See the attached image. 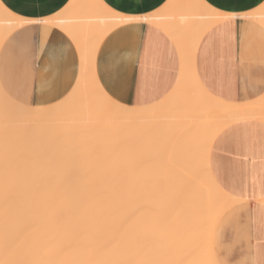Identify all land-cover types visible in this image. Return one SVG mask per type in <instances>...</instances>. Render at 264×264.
<instances>
[{"label": "bare ground", "instance_id": "1", "mask_svg": "<svg viewBox=\"0 0 264 264\" xmlns=\"http://www.w3.org/2000/svg\"><path fill=\"white\" fill-rule=\"evenodd\" d=\"M172 1L165 11L139 17L117 12L102 0H72L62 15L45 21L65 30L79 49L81 72L74 89L55 104L31 106L40 109L31 113L20 111L0 84V264H180L181 256V264H191L202 237L212 238L225 208L241 201L215 182L208 155L214 138L229 123L264 119V96L230 103L203 87L194 68L196 48L203 34L223 18L209 11L204 0ZM128 17L158 24L178 46L182 70L168 98L172 104L164 107L187 100L201 110L128 106L103 89L96 76L98 49L113 28L130 22ZM24 21L32 20L0 1V45ZM150 145L154 148L148 153ZM156 146L162 148L160 154L153 152ZM198 152L206 155L203 166L201 156L199 162L197 155L189 157ZM155 154L162 161L155 160ZM192 162L196 168L190 167ZM175 203H180L178 209ZM122 212H129V220H122ZM156 239L163 241L156 247L160 251L164 242L170 246L166 255L161 251L162 260L152 245ZM143 248L151 250L145 253Z\"/></svg>", "mask_w": 264, "mask_h": 264}, {"label": "crops", "instance_id": "2", "mask_svg": "<svg viewBox=\"0 0 264 264\" xmlns=\"http://www.w3.org/2000/svg\"><path fill=\"white\" fill-rule=\"evenodd\" d=\"M0 1L14 14L33 21V23H26L13 29L0 45V84L2 88L16 101L21 99H27L29 102L36 101L31 104L36 107L49 106L64 99L78 82L81 72L80 52L73 38L65 30L51 22L43 23L41 21L62 15L61 13L65 8L67 9L72 0ZM102 1L117 12L139 17L154 14L159 10L165 11L166 7L168 8L171 2L173 3L172 0ZM204 1L222 12L234 14V18L218 21L201 37L194 58V68L199 81L210 94L212 93L211 95L226 102L249 103L259 100L264 96V30L261 29L260 22L255 19H243L241 15L250 9H255L260 0ZM137 57H139L141 67L134 78L132 66L136 63ZM118 68H120L119 71ZM181 70V54L173 38L158 24L142 19L126 22L113 28L102 41L96 57V76L101 86L113 99L128 106L147 107L157 104L158 109L156 110H163L164 103L172 104L168 98L178 83ZM176 104L177 106H174ZM176 104L171 107L166 106L167 108L164 107V109L174 108L176 110L178 108L182 110L181 108H183L184 110L187 108L186 110H188L190 107L189 110H201L187 100L176 102ZM162 105L163 107H161ZM175 107L177 108L175 109ZM152 136L150 137L152 138ZM155 136L153 138H156ZM143 141L144 139L142 143ZM151 141L146 143L150 144ZM161 141L164 144V140ZM162 146L159 145V147ZM159 147L156 146L153 152L159 150L158 154H160L163 147L161 149ZM148 148L150 150L154 147L151 145L147 147L149 153ZM127 150L131 152L133 149L127 148ZM147 151L142 152L144 154ZM198 154H192L189 157L192 156L196 159L197 155L196 160H198V157L201 156L199 166H203L202 163L206 155L203 156L202 152H198ZM129 155L131 156V154ZM135 155L137 156V153ZM147 156L149 158V155ZM208 156L210 164L208 166H210L209 169L215 182L229 196L241 200L225 208L217 220L212 238L208 242L215 244L223 259L255 261L258 258H264L260 255L264 254V235H261L259 231L261 218L264 217V119L250 117L229 123L214 138ZM153 157L155 160L159 158L156 154ZM192 157L190 159L195 163L196 160L194 161ZM134 159L133 161H137ZM185 159L188 160V158H184V161ZM197 162L195 164H198ZM154 163L158 162L154 161ZM194 163L193 167L190 166L191 168H196ZM177 204L180 205V203ZM177 204L175 203L176 208ZM190 204H188L189 208H191L190 206H200L199 204ZM171 208L167 207L168 210ZM160 237L159 239H162ZM203 239L207 240L202 237ZM157 241L154 240L156 246L152 244L153 247L158 248L157 244L162 247L163 241ZM164 243L165 248L169 246ZM157 248L155 251L159 250L157 252L161 256L163 249L160 251V248ZM173 248L170 253L175 250ZM145 249V253L151 250L147 249L146 251ZM175 252L177 251L175 250ZM179 253L181 254L180 251ZM192 253L195 254V252ZM197 254L199 255V253ZM167 256L165 257L167 258ZM146 257L144 259L147 261L149 256ZM150 257H153L152 254ZM157 257L153 258L155 262H157L155 260ZM173 257L175 256L173 255ZM181 257L180 264L181 261H184V259L181 260ZM196 257L195 260L198 258ZM164 263L161 262V264ZM189 263L192 264V262ZM186 264H188L187 261Z\"/></svg>", "mask_w": 264, "mask_h": 264}, {"label": "snow or ice", "instance_id": "3", "mask_svg": "<svg viewBox=\"0 0 264 264\" xmlns=\"http://www.w3.org/2000/svg\"><path fill=\"white\" fill-rule=\"evenodd\" d=\"M206 8H208L209 11H211L215 16L222 17L225 20H231L234 18V14H225L220 12L217 9L212 8V6L205 5ZM260 13L259 16L256 15V13ZM116 14V13H114ZM259 19L262 21L260 27L262 30H264V0H260V3L256 6L255 9L248 10L247 13L243 16V19ZM137 19L136 17H128L127 20L132 21ZM144 19H147V17H144ZM43 23H48V21H41ZM24 23H33V21H24ZM243 51V50H242ZM122 67V66H121ZM141 64L139 57H137L136 63L132 66L133 70V77L138 74L140 70ZM118 71L120 68L117 69ZM36 103V101L29 102L27 99H21L17 101V106L22 112H38L40 109L38 108H32L31 104ZM242 196V194H240ZM259 231L261 235H264V217L261 218V222L259 224ZM259 254V249L257 250ZM198 258L197 260L193 261L192 264H264V258H258L255 261L251 260H239V261H233L231 259H223L220 255V253L217 250V247L215 244H210L207 240L203 241L201 245L198 248ZM261 256H264V254H260Z\"/></svg>", "mask_w": 264, "mask_h": 264}, {"label": "rangeland", "instance_id": "4", "mask_svg": "<svg viewBox=\"0 0 264 264\" xmlns=\"http://www.w3.org/2000/svg\"><path fill=\"white\" fill-rule=\"evenodd\" d=\"M140 198H141V197H140ZM138 199H139V198H138ZM139 200H140V199H139ZM139 200H138V202H139ZM141 202H143V197H142V201H141ZM141 202H140V203H141ZM147 207H148V206H147ZM149 209H150V207H149ZM144 211H145V209H144ZM123 213H126V212H122L121 215L123 216V218H122V217H121V218H122V220H125V219H126L125 215L128 216L127 214H129V212H127V213L124 214V215H123ZM148 214H150V213H148ZM132 215H133V214H132ZM129 216H130V215H129ZM132 217H133V216H132ZM140 217H141V216H140ZM143 217H144V216H143ZM146 218H147V217H146ZM133 219H134V218H133ZM139 219H140V218H139ZM126 220H129V218L126 219ZM124 222H125V221H123V223H124ZM123 223H122L121 225L119 224V225H120V229H121V228L123 229L124 226L127 224L126 222H125V225H124ZM126 226H127V225H126ZM117 228H118V226H117ZM125 228H126V227H125Z\"/></svg>", "mask_w": 264, "mask_h": 264}]
</instances>
